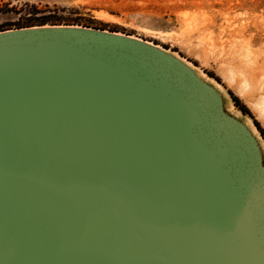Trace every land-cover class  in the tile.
I'll use <instances>...</instances> for the list:
<instances>
[{
  "label": "water",
  "instance_id": "water-1",
  "mask_svg": "<svg viewBox=\"0 0 264 264\" xmlns=\"http://www.w3.org/2000/svg\"><path fill=\"white\" fill-rule=\"evenodd\" d=\"M189 62L0 31V264H264L263 133Z\"/></svg>",
  "mask_w": 264,
  "mask_h": 264
},
{
  "label": "rangeland",
  "instance_id": "rangeland-1",
  "mask_svg": "<svg viewBox=\"0 0 264 264\" xmlns=\"http://www.w3.org/2000/svg\"><path fill=\"white\" fill-rule=\"evenodd\" d=\"M39 25L115 31L169 49L239 99L264 132V0H0V31Z\"/></svg>",
  "mask_w": 264,
  "mask_h": 264
},
{
  "label": "trees",
  "instance_id": "trees-1",
  "mask_svg": "<svg viewBox=\"0 0 264 264\" xmlns=\"http://www.w3.org/2000/svg\"><path fill=\"white\" fill-rule=\"evenodd\" d=\"M21 28H25V27H21ZM101 30H103V29H101ZM114 32H115V31H114ZM233 99L235 100L237 106L240 107L241 110H242L245 114L250 115L249 110H248L245 106H242V105L240 104L239 99H237L236 97H234ZM255 124L257 125V127L259 128V130L261 131V133H263V135H264V132H263V130L261 129L259 123H258L257 121H255Z\"/></svg>",
  "mask_w": 264,
  "mask_h": 264
},
{
  "label": "bare ground",
  "instance_id": "bare-ground-1",
  "mask_svg": "<svg viewBox=\"0 0 264 264\" xmlns=\"http://www.w3.org/2000/svg\"><path fill=\"white\" fill-rule=\"evenodd\" d=\"M169 50V49H168ZM189 64H191L190 62H189ZM192 65V64H191Z\"/></svg>",
  "mask_w": 264,
  "mask_h": 264
}]
</instances>
